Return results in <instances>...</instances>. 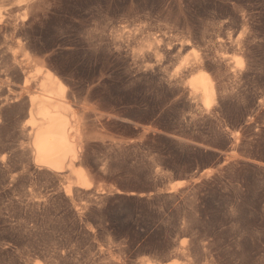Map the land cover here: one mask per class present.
<instances>
[{"label": "rangeland", "instance_id": "obj_1", "mask_svg": "<svg viewBox=\"0 0 264 264\" xmlns=\"http://www.w3.org/2000/svg\"><path fill=\"white\" fill-rule=\"evenodd\" d=\"M0 23V264H264L250 222L264 215V0H0ZM199 58L220 84L208 113L179 70ZM42 66L83 108L86 181L34 159L24 125ZM214 179L237 195L250 183L223 211L227 241L201 220ZM115 195H155L164 240L116 238L102 213Z\"/></svg>", "mask_w": 264, "mask_h": 264}, {"label": "bare ground", "instance_id": "obj_2", "mask_svg": "<svg viewBox=\"0 0 264 264\" xmlns=\"http://www.w3.org/2000/svg\"><path fill=\"white\" fill-rule=\"evenodd\" d=\"M121 32H123V31H121ZM133 33H132V35L135 36V34H133ZM115 38H117L116 35H115ZM28 42H27V44H28ZM98 42H100V41H98ZM132 42H134V41H132ZM141 43H140V45H141ZM91 44H93V43H91ZM131 44L132 43L130 42V45ZM241 44H242V42H241ZM231 45H233V44H231ZM113 46L116 47L118 45L116 44V46L115 45H113ZM180 46H181L180 51L183 52V51H186L187 49H189V47H191V44L188 41L186 44H182V45L180 44ZM235 46H237V45H235ZM235 46H232V49H234ZM226 47H227V45H226ZM118 48L120 50L125 49V52H127L126 54L129 55L130 50L128 51V48H126V47L124 48L122 44H119ZM111 49H114V48H111ZM116 49H117V47H116ZM116 49H114V50H116ZM160 49H161V47L158 45L155 49L157 51H155V52L157 53L158 50H160ZM239 51H241V50H239ZM132 52H134V51H132ZM119 55H120V53H119ZM137 55H138V53H137ZM140 55H142V56L141 57L138 56L139 59L137 62H136V59L135 58L134 59H135L136 64H139L138 66L141 65L139 67V70L142 72H145L147 70V68H149L151 65L148 67V64L145 63L146 55L144 56V52H143V54H140ZM51 56H53V55H51ZM133 56H135V53L133 54ZM206 58H207V56H206ZM222 59H224V58H222ZM210 62H211V60H210ZM211 63H213V62H211ZM225 64L226 63H224V65ZM210 68H212V67L210 66ZM41 69L43 70V73H42L43 78L40 80L41 90H39V91L35 90V92H30V107H29V111H28L29 119L27 120L26 124L24 125L25 128L30 129L29 130V137H30V141H31L34 159L39 164L45 166L46 168H48L50 170H53V171H56L59 173L64 172V171H66V172L68 171L71 174H73L74 177H77L79 180L81 179L83 181H86L87 180L86 169L81 164V162L79 161V156H80L79 153H80V150H82L81 149L83 146L82 142L84 141L83 138L85 137L84 136L85 132H83L84 130H83V124H82V121H83L82 114L83 113L81 114L83 108H81V106L80 107L74 106L73 102L71 101L72 99L71 100L69 99V96H67L65 89L60 87L61 80H60V78L56 72H54L52 69H50L49 67H46V66H42ZM41 69H40V71H41ZM179 70L182 72V74L185 75V77H190L188 86L186 88H188V90H190L191 95L194 96L195 100L197 98L201 101L202 106H203L204 110L207 111V113L209 111L210 112L213 111L217 106V102L219 99L218 97L220 95L219 93L221 91L219 90L220 89V84L218 83L219 80L217 81L218 78H216L218 76H215L214 73H212L211 70H209V65L207 63H205L203 61V59L199 58L198 60H195L190 64L185 63L181 68H179ZM217 70H219V69H217ZM158 71H159V69H158ZM161 79H162V77H161ZM28 80H30V79H28ZM175 81H177V80H175ZM28 82H30V81H28ZM85 118H86V116H85ZM184 182H186V181L183 180V181H179L177 183H184ZM83 185H85V182H82V181H80V183L78 184V186H83ZM71 189H72V185H68L67 191H71ZM147 264H153V263L151 262V260L148 259ZM169 264H179V263H177V260H173V261L169 262Z\"/></svg>", "mask_w": 264, "mask_h": 264}, {"label": "trees", "instance_id": "obj_3", "mask_svg": "<svg viewBox=\"0 0 264 264\" xmlns=\"http://www.w3.org/2000/svg\"><path fill=\"white\" fill-rule=\"evenodd\" d=\"M237 173L244 175V169L239 167ZM250 183H244V194L237 195L231 189H224V185L218 179L204 183L199 195L201 220L207 225H212L215 231L209 233H217L218 238H224L227 241L228 230H221L222 225H227L228 221L225 219L223 211L230 202H235L237 198L241 202L248 201L251 196ZM148 191V190H146ZM168 196L163 194L162 197ZM264 195L257 198L258 206L264 201ZM156 196L149 198L148 195H115L110 197L106 205L102 208V213L105 221L109 222L108 229L112 230L113 235L117 238L127 237L132 246L142 242L143 247L151 243L154 239L164 240L166 232L163 228L151 231V213L152 203H155ZM175 210H172L174 215ZM94 224H98L96 220L91 219ZM254 227L262 228L264 226V215L260 213L250 221ZM175 219L170 227V232L175 229ZM99 231L102 229L99 228ZM204 232V229H201Z\"/></svg>", "mask_w": 264, "mask_h": 264}, {"label": "water", "instance_id": "obj_4", "mask_svg": "<svg viewBox=\"0 0 264 264\" xmlns=\"http://www.w3.org/2000/svg\"><path fill=\"white\" fill-rule=\"evenodd\" d=\"M196 176V175H195ZM198 176V175H197Z\"/></svg>", "mask_w": 264, "mask_h": 264}]
</instances>
